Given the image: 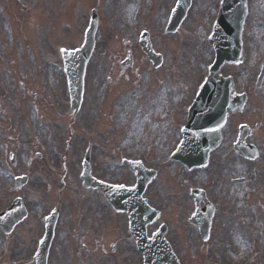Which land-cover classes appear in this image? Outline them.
I'll return each mask as SVG.
<instances>
[{
  "label": "rangeland",
  "instance_id": "374dc122",
  "mask_svg": "<svg viewBox=\"0 0 264 264\" xmlns=\"http://www.w3.org/2000/svg\"><path fill=\"white\" fill-rule=\"evenodd\" d=\"M174 3L0 0V211L15 198H21L28 211L9 235L0 231V264L31 263L39 217L45 207L48 211L56 205L60 214L48 264L140 263L124 216L104 205L96 191L86 194L81 186L80 162L90 142L94 176L130 181L122 167L112 165L122 154L142 158L157 170L147 191L160 214L153 228L167 226L166 238L179 257L184 252L185 264H264V79L255 87L264 60V0L248 2L242 62L224 64L219 71L233 78L234 90L246 92L247 101L241 112L229 114L223 141L209 164L192 171L169 161L168 155L213 60L207 37L220 0H192L178 30L164 35ZM92 9L98 17L96 44L82 105L72 117L62 90L60 51L81 45ZM143 30L162 55L157 67L138 46ZM129 55L132 69L118 78L120 64ZM241 124L251 129L246 142L258 148L253 160H243L232 150ZM25 144L41 155L32 152L29 170H24L25 156L30 155L22 148ZM55 147L60 153L52 158ZM13 154L15 166L8 157ZM63 163L65 172L60 170ZM21 173L28 180L13 191L10 176ZM239 179L244 181L234 182ZM198 187L217 204L205 242L187 221L194 209L190 192Z\"/></svg>",
  "mask_w": 264,
  "mask_h": 264
},
{
  "label": "water",
  "instance_id": "95a60500",
  "mask_svg": "<svg viewBox=\"0 0 264 264\" xmlns=\"http://www.w3.org/2000/svg\"><path fill=\"white\" fill-rule=\"evenodd\" d=\"M233 1L234 0H225L224 5L222 6L220 13H219L218 22L216 26L214 27V31L211 36V38L214 41V45L218 47L217 48L218 49L217 50L218 52L217 66L221 64V62L224 60H230V61L237 60L236 48L238 47L239 25L242 20V7L240 5L241 0H235L234 2L236 3H234ZM92 35H93V30L90 29L87 33L86 42L84 46L82 47V50L75 53V54L83 55L82 60L79 62V65L77 67H75L74 69L71 67V70H69V74L72 80L73 100L76 102H78L79 95H80V84H81V75L83 72V66H84L86 59L88 58L90 54V51L93 45ZM233 48L235 49L233 50ZM205 90L207 91V96L209 98V100L208 99L206 100V104L209 103L208 107L210 108V110L214 111L216 106H215V103H213L214 102L213 97H212L213 95L212 96L209 95L210 91L208 90V87H206ZM232 104L230 106H232ZM196 106L197 107H194L191 110L189 126H190V123L194 121V117H193V115L195 114L194 109L198 108L200 110L199 108L200 104L198 103ZM212 117H213V114H212ZM206 119L209 120L210 117L208 116L205 118V120ZM210 141L213 142V138H211ZM210 141L204 140L199 143L197 142L194 143L193 141L192 143L189 142L186 146L187 154H189L188 150L190 151V154L195 153V155H198V152H204L205 148L206 150L212 149L215 143L209 144ZM182 159L185 161V164H188L189 166L197 165L200 163L199 162L200 159L196 157H193V158L186 157ZM83 179L87 180L86 179V168L84 171ZM135 210L139 212V211L145 210V207L137 206ZM14 218H16V216L13 217L11 220H13ZM135 235L138 240L139 247L142 250L144 257L146 258V264H159V263L161 264L162 261L156 259L157 257L153 254L151 244L140 241V235L138 234V232H135Z\"/></svg>",
  "mask_w": 264,
  "mask_h": 264
},
{
  "label": "snow or ice",
  "instance_id": "6c2138e0",
  "mask_svg": "<svg viewBox=\"0 0 264 264\" xmlns=\"http://www.w3.org/2000/svg\"><path fill=\"white\" fill-rule=\"evenodd\" d=\"M112 187H114V188H123L124 186L123 185H113Z\"/></svg>",
  "mask_w": 264,
  "mask_h": 264
}]
</instances>
